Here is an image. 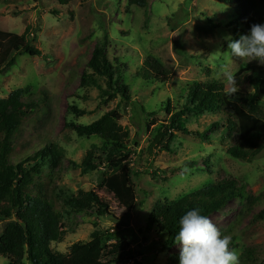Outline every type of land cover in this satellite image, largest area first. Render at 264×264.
<instances>
[{"label":"rangeland","instance_id":"rangeland-1","mask_svg":"<svg viewBox=\"0 0 264 264\" xmlns=\"http://www.w3.org/2000/svg\"><path fill=\"white\" fill-rule=\"evenodd\" d=\"M148 3V9H144L131 6L129 0H0V31L4 34L0 36V48L7 35H22L29 28L32 44L42 52L41 56H19L14 66L0 74V99L26 90L12 115L23 120L25 136L30 139L14 162L53 143L63 156L58 186L73 195L96 191L115 210V218L94 213L66 218L64 241L52 244L59 254H69L72 245L80 241L97 250L100 243L92 234L110 230L126 236L135 251L134 259L120 264H179L177 242L168 248L165 234L146 228L158 203L177 201L224 179L237 180L255 197L264 195V152L253 163H243L229 155L237 133L234 118L225 109L187 115L189 133L175 132L170 152L156 149V156H150L152 142L162 126L169 123L187 86L220 82L233 98L253 94L249 73L238 76V72L257 60L232 57L224 39L240 37V26L234 23L238 17L235 0ZM98 46H106L110 61L121 70L130 87V104H123L119 97L105 102L100 88L82 85V75ZM149 57L159 60L167 70L165 83L140 75ZM222 62L229 64L236 75V93L232 94L233 85L220 75ZM100 83L107 87L104 80ZM34 102L37 105L32 110ZM73 106L86 114L72 113ZM116 108L122 114L121 125L130 133L132 153L127 164L135 173L136 185L132 194L136 209L125 217L126 209L104 189L112 170L101 151L97 149L101 157L97 155L93 160L95 170L83 172L81 167L100 140L81 138L67 127L70 123L90 125ZM243 207L240 199H233L209 218L222 235L237 227V248L230 249H249L263 259L264 220L255 221L254 216L264 209V202L244 216ZM9 222L0 217V238ZM9 262L0 256V264Z\"/></svg>","mask_w":264,"mask_h":264},{"label":"trees","instance_id":"trees-1","mask_svg":"<svg viewBox=\"0 0 264 264\" xmlns=\"http://www.w3.org/2000/svg\"><path fill=\"white\" fill-rule=\"evenodd\" d=\"M237 19L240 26L237 35L247 34L253 24H264V0H235ZM149 0H129V4L148 9ZM0 31V36H3ZM29 28L24 34H10L0 48V74L15 65L19 56H41L31 40ZM239 39V38H238ZM82 75L83 86L101 89L105 102L120 98L123 104L131 103L130 87L124 81L122 72L109 59L106 46H98ZM151 69V72H147ZM249 73L248 80L254 93L238 94L233 98L220 82L193 83L187 86L186 95L179 100L169 123L158 131L149 154L154 150L171 151L170 143L175 132L189 133L185 117L201 115L217 109L227 110L234 118L237 133L236 143L228 149L233 158L243 163H253L264 152V65L259 61L249 64L238 72V76ZM167 70L162 63L149 57L140 70L145 79L166 82ZM104 80V88L100 80ZM26 90H17L8 98L0 99V217L10 220L0 238V256L10 260L9 264H120L135 257L126 236L110 230H97L92 238L100 243L93 250L83 241L72 245L67 255L52 248L53 243L63 242L67 232L65 220L70 215L94 213L98 217L115 218V210L107 198L96 191L73 195L60 188L57 174L61 171L62 155L57 146L49 143L20 162L14 157L20 155L24 145L29 144L21 118H14L12 110L23 99ZM264 98V97H263ZM43 101V100H42ZM46 101V100H45ZM35 102L32 110L36 108ZM47 108V106H46ZM71 112L84 116L85 111L72 107ZM145 112V110H144ZM122 114L118 108L107 111L90 125L67 124L79 137L100 140L87 154L81 165L83 172L95 170L93 160L99 155L97 149L110 164L112 173L104 181V189L114 200L126 209L125 215L135 211L132 194L136 190L135 173L127 164L131 156L129 130L121 125ZM41 134H35L39 137ZM48 167V169H47ZM233 199L243 202V215L250 214L264 202V195L255 197L240 186L235 179H224L187 194L174 202L158 203L149 215L147 230L159 229L167 236L166 247L176 244L179 219L188 210L199 208L210 216L223 210ZM129 217V216H127ZM255 221L264 220V209L254 216ZM238 222V221H237ZM237 229V227H235ZM231 229V246H235L236 230ZM239 264H264V258L251 250H241Z\"/></svg>","mask_w":264,"mask_h":264},{"label":"clouds","instance_id":"clouds-1","mask_svg":"<svg viewBox=\"0 0 264 264\" xmlns=\"http://www.w3.org/2000/svg\"><path fill=\"white\" fill-rule=\"evenodd\" d=\"M234 58H251L264 65V24H253L239 39L224 37ZM220 75L238 91L236 75L226 62L220 64ZM175 240L180 247L179 264H239V254L230 249L231 237L222 235L210 218L199 208L188 210L179 219Z\"/></svg>","mask_w":264,"mask_h":264}]
</instances>
